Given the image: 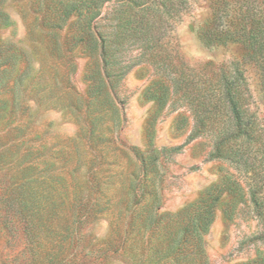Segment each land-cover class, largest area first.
<instances>
[{
    "label": "rangeland",
    "instance_id": "374dc122",
    "mask_svg": "<svg viewBox=\"0 0 264 264\" xmlns=\"http://www.w3.org/2000/svg\"><path fill=\"white\" fill-rule=\"evenodd\" d=\"M211 1L191 0L164 23L156 63L125 52L135 65L110 88L100 53L72 46L70 23L49 30L33 0H0L9 17L0 39L13 55L0 73V264H247L264 254L246 174L212 157L208 128L189 139L200 78L214 85L235 62L264 122L259 63L240 44L199 35ZM116 6H104L97 31L111 30ZM218 184L230 192L214 191L223 194L213 221L197 229L185 213Z\"/></svg>",
    "mask_w": 264,
    "mask_h": 264
},
{
    "label": "trees",
    "instance_id": "16d2710c",
    "mask_svg": "<svg viewBox=\"0 0 264 264\" xmlns=\"http://www.w3.org/2000/svg\"><path fill=\"white\" fill-rule=\"evenodd\" d=\"M112 1L33 0L35 11L42 14L49 30H60L70 23L69 41L72 46H81L88 53H100L104 70V79L100 80L104 86L106 81L111 82L110 88L112 81L124 77L135 65V62L127 64L122 60L125 52L136 48L139 50V62L152 59L156 63L159 51L165 47L162 41L165 31L160 29L176 14L181 11L186 13L191 0H116L117 6L110 18L113 24L111 30L99 32L95 23L104 6ZM210 7L211 17L199 29L201 39L208 46L240 44L244 59L259 63L264 80V0H212ZM7 20L8 15L0 12V24L6 25ZM2 43L0 39V73L7 71L6 66L13 56ZM161 61L166 68L174 66L172 62ZM232 66V70L222 67L219 73L213 75L214 85L210 80L200 78L196 94L201 99V105L198 106L195 129L189 139L193 140L208 128L217 137L212 157L227 159L246 174L250 198L263 226L260 239L264 242V122L252 109L254 94L244 71L239 69V62L232 63ZM180 83L182 88L184 80ZM132 150L141 158L136 148ZM217 188L230 192V188L220 184L207 190L185 213L190 225L202 231L208 230L214 218L213 206L223 194L214 195ZM188 232L189 227L182 233ZM187 244H190L187 239L176 242L178 249L184 247L188 250ZM191 249L194 252V247ZM247 264H264V254Z\"/></svg>",
    "mask_w": 264,
    "mask_h": 264
}]
</instances>
